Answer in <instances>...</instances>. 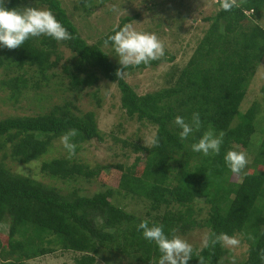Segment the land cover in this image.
Masks as SVG:
<instances>
[{
    "label": "trees",
    "instance_id": "1",
    "mask_svg": "<svg viewBox=\"0 0 264 264\" xmlns=\"http://www.w3.org/2000/svg\"><path fill=\"white\" fill-rule=\"evenodd\" d=\"M93 1L78 0L69 9L65 0H6L8 9L20 10L27 5L51 11L75 39L57 42L41 35L30 37L15 50L0 47V71L13 67L23 71L0 78V86L8 87L9 97L17 99L29 84L24 68L35 66L41 79H47V70L58 65V46L64 45L75 55L72 68H62L68 78L67 89L81 91L94 85L99 76L115 82L121 107L129 117L155 126L159 147L134 143V150L145 152V157L136 155L129 165L114 164L119 171L116 187H106L91 196L80 195L77 189L62 193L55 186L13 173L4 159L9 156L19 163L35 160L48 151L54 138L73 128L78 131L72 139L76 151L79 144L101 138L94 113L76 114L71 111L76 106L65 101L43 114L0 119V264H26V260L58 249L80 253L72 264H108L101 258L113 252L131 262L157 264L162 254L154 242L143 238L142 230L138 231L142 221L149 226L163 225L170 239L196 226L207 228V234L235 236L243 232L249 241L247 256L236 264H264L260 258L264 252V130L256 143L252 170L246 166L239 175L234 174L224 159L234 144L248 148L256 130L258 105L254 102L245 111L240 106L264 54V28L259 23L264 0H237L239 8L230 12L222 10L218 0L217 11L204 17L209 26L184 67L174 72L173 81L170 78L166 87L144 94H138L125 79H118L115 72L121 65L110 58L104 43L139 15L121 17L114 28L91 43L82 36L76 19L90 13ZM169 60L173 55H164L147 65L130 66L125 72ZM193 113H199L201 127L182 142L175 118L180 116L191 123ZM210 130L216 135L224 133L220 153L205 156L194 152L192 144ZM40 170L62 180L76 176L98 179L103 173L99 166L91 167L69 157L44 160ZM115 193L149 203L147 217L114 204L110 198ZM196 199L209 205L202 225L195 212ZM96 216L102 219L100 224L95 222ZM2 223H8L5 241L1 237ZM226 251L220 244L215 248H193L188 264H199L197 257L201 255L209 264H226Z\"/></svg>",
    "mask_w": 264,
    "mask_h": 264
},
{
    "label": "rangeland",
    "instance_id": "2",
    "mask_svg": "<svg viewBox=\"0 0 264 264\" xmlns=\"http://www.w3.org/2000/svg\"><path fill=\"white\" fill-rule=\"evenodd\" d=\"M6 1V0H5ZM68 8L78 3V0H65ZM218 0H94L90 13L84 19L78 16L77 25L80 26L82 36L88 42H94L100 34L114 28L121 17L137 13L139 16L130 21L132 28L138 32L155 34L164 44L165 55H173L172 61H163L156 66L136 68L127 72L124 79L138 93L152 92L166 87L168 79L173 81L174 72H178L187 63L196 48L199 40L204 35L209 22L204 17L213 15L219 5ZM27 5H23L26 7ZM40 9V8H39ZM23 10V9H20ZM41 10H46L42 9ZM79 15L80 10H77ZM76 14V13H75ZM259 21V20H258ZM259 23L264 28V10ZM110 58L118 60L112 45H106ZM58 65L47 70V79L43 80L35 66L24 68V77L28 79V86L21 90L17 99L9 97L8 87L0 86V119L6 117L32 116L50 111L55 105H62L69 101L76 106L71 111L81 114L92 111L100 132L101 138H92L79 144L74 161L86 163L91 167L99 166L103 173L97 178L76 176L75 179H60L48 176L40 170L41 163L54 157H69V153L61 143V137L54 138L48 151L39 158L28 163H19L9 156L4 159L5 165L13 172L23 174L39 180L48 185L55 186L62 193L78 190V194L91 196L106 187H116L119 171L114 169L116 163L129 165L136 155L145 157V152L134 150L133 144L149 146L155 135V126L147 121H139L129 117L120 104V91L115 82H110L99 76L98 81L81 91L74 92L67 89V81L62 68L63 65H72L75 55L64 45L58 46ZM55 55H52L54 59ZM23 72L13 67L11 70H1L0 78L6 75H16ZM38 81L37 86L33 85ZM258 105L255 118V133L250 137L251 145L243 148L234 144L230 150L244 152L248 159L247 170H252L250 164L255 154L256 143L259 142L264 130V54L261 61L250 77L246 89L244 102L240 109L245 111L252 103ZM237 122L234 119L232 125ZM6 148L10 145L7 143ZM229 150V151H230ZM9 151V150H8ZM250 167V168H249ZM262 169L263 167H259ZM100 179V180H99ZM240 181L241 178H233ZM104 182V183H103ZM110 200L125 208L127 211L147 217L148 204L141 198L115 193ZM263 203V201H262ZM195 212L202 225L209 205L202 199L195 200ZM164 209L162 206L161 211ZM264 215V213H263ZM102 219L98 216L95 222L100 224ZM8 223L1 224V237L6 240ZM208 229L196 226L185 232H177L176 236L187 241L192 248L203 246V237ZM243 232L236 233L235 238L240 241L238 247L227 249L223 260L226 264H235L247 256L249 241ZM80 253L72 250L58 249L53 253L26 260V264H72L74 258ZM108 264H140L131 262L123 254H104L101 261ZM100 261V260H99ZM155 264V263H153ZM159 264V263H157Z\"/></svg>",
    "mask_w": 264,
    "mask_h": 264
},
{
    "label": "clouds",
    "instance_id": "3",
    "mask_svg": "<svg viewBox=\"0 0 264 264\" xmlns=\"http://www.w3.org/2000/svg\"><path fill=\"white\" fill-rule=\"evenodd\" d=\"M86 7L90 5H85ZM237 0H220V7L224 11H232L239 8ZM41 35L51 37L57 42L70 41L75 39L65 27L57 21L51 11L41 10L35 7H24L23 10L8 9L5 6V0H0V47L9 50L20 48L30 37H40ZM111 42L118 62L121 65L115 72L118 79H124L127 69L130 66H139L141 64H149L153 60L164 57V44L155 34L138 32L132 28L130 24H125L114 35L109 36L105 40V45ZM181 131L179 133L180 140L183 142L198 131L201 127L199 113H193L191 123L185 121L183 117L177 116L174 121ZM78 135L76 129H70L61 136V143L69 153V158L75 155L76 144L72 139ZM224 133L216 135L213 131H207L202 138L192 144L194 152H202L207 155H218L223 143ZM159 138L154 136L150 142L149 148L159 147ZM226 166L234 174L239 175L248 165V159L244 152L230 150L225 157ZM138 231L142 230L143 238L149 242H154L162 254L159 264H188L192 259L193 248L185 240L178 236L171 239L165 234L163 225L149 226L147 221H142L137 226ZM203 247L215 248L220 244L226 249H233L239 246L240 241L229 236L226 233L206 234L202 240ZM199 264H209L204 256H198ZM264 260V252L261 253ZM235 264V258L232 259Z\"/></svg>",
    "mask_w": 264,
    "mask_h": 264
}]
</instances>
